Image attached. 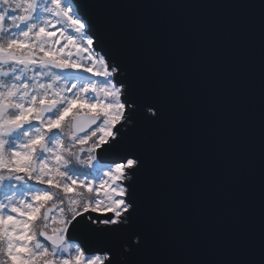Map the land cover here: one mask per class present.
<instances>
[{
  "label": "snow or ice",
  "instance_id": "6c2138e0",
  "mask_svg": "<svg viewBox=\"0 0 264 264\" xmlns=\"http://www.w3.org/2000/svg\"><path fill=\"white\" fill-rule=\"evenodd\" d=\"M0 264H264V0H0Z\"/></svg>",
  "mask_w": 264,
  "mask_h": 264
}]
</instances>
